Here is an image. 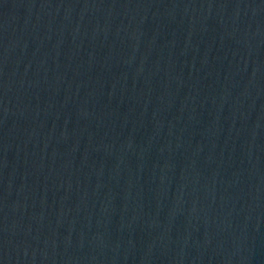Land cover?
Masks as SVG:
<instances>
[{
	"label": "water",
	"instance_id": "95a60500",
	"mask_svg": "<svg viewBox=\"0 0 264 264\" xmlns=\"http://www.w3.org/2000/svg\"><path fill=\"white\" fill-rule=\"evenodd\" d=\"M218 264H264V0H68Z\"/></svg>",
	"mask_w": 264,
	"mask_h": 264
}]
</instances>
